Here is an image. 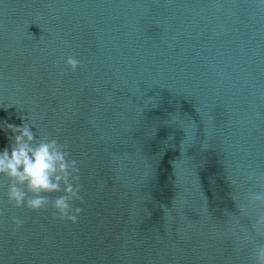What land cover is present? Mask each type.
Returning a JSON list of instances; mask_svg holds the SVG:
<instances>
[{
    "label": "water",
    "instance_id": "1",
    "mask_svg": "<svg viewBox=\"0 0 264 264\" xmlns=\"http://www.w3.org/2000/svg\"><path fill=\"white\" fill-rule=\"evenodd\" d=\"M25 117L69 144L83 211L0 178V264H248L210 227L264 170V0H0V150Z\"/></svg>",
    "mask_w": 264,
    "mask_h": 264
},
{
    "label": "clouds",
    "instance_id": "2",
    "mask_svg": "<svg viewBox=\"0 0 264 264\" xmlns=\"http://www.w3.org/2000/svg\"><path fill=\"white\" fill-rule=\"evenodd\" d=\"M80 67L74 56L64 61L68 72ZM59 74L67 73L62 70ZM33 129L37 125L27 117L20 125L8 124L4 129L10 135L7 146L0 150V178L6 181L7 204L33 213L50 208L54 219L76 224L83 211L74 206L82 201L77 161L70 158L67 142ZM225 173L232 188V174L226 168ZM240 178L244 185L240 198L231 195L236 210L223 212L226 219L221 223L226 231L218 232L216 222L211 223L210 231L230 239L238 253L247 252L248 264H264V170L249 166ZM57 193L60 195L50 198ZM11 224L15 233L24 221L13 217Z\"/></svg>",
    "mask_w": 264,
    "mask_h": 264
}]
</instances>
